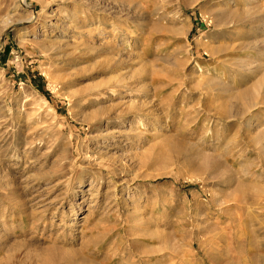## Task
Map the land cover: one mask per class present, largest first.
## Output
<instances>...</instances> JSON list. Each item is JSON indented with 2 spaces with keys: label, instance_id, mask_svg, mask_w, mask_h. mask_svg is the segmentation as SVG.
Masks as SVG:
<instances>
[{
  "label": "rangeland",
  "instance_id": "374dc122",
  "mask_svg": "<svg viewBox=\"0 0 264 264\" xmlns=\"http://www.w3.org/2000/svg\"><path fill=\"white\" fill-rule=\"evenodd\" d=\"M0 264H264V0H0Z\"/></svg>",
  "mask_w": 264,
  "mask_h": 264
},
{
  "label": "bare ground",
  "instance_id": "6f19581e",
  "mask_svg": "<svg viewBox=\"0 0 264 264\" xmlns=\"http://www.w3.org/2000/svg\"><path fill=\"white\" fill-rule=\"evenodd\" d=\"M22 2V1H21ZM23 3V2H22ZM25 3V2H24ZM24 9H26L27 8V6L26 5H24V7H23ZM236 101V99H233L232 101ZM232 101H229V102H225V103H223V104H221L219 107H220V110L218 109H216V110H214V112H213V117L215 118L216 117V119H218V120H226L227 122H232V121H236V120H241L243 117H244V115H245V112L242 110V111H240L239 112V114H232V112H233V104H234V102H232ZM261 103H263V102H261ZM251 105V104H250ZM257 105V104H256ZM252 106V105H251ZM243 109V108H242ZM203 111H204V109H203ZM205 111H206V116H208V117H210V116H212V115H210V112H211V110L209 109V108H205ZM213 111V110H212ZM205 113V112H204ZM210 115V116H209ZM207 119V118H206ZM225 122V121H224ZM192 148V147H191ZM206 156V155H205ZM204 157V156H203ZM217 156H214V155H207L206 157H205V159L206 160H211V158H212V160L213 159H215ZM204 159V158H203ZM217 166V164H216V162L215 161H213V163H212V168H214V167H216ZM250 188V187H249ZM251 188H252V192L254 193V194H256V193H258L259 192V187L258 186H256V185H252L251 186ZM256 196V195H255Z\"/></svg>",
  "mask_w": 264,
  "mask_h": 264
}]
</instances>
